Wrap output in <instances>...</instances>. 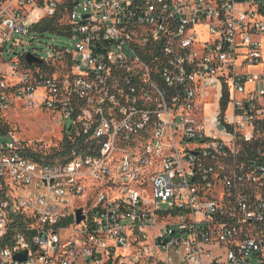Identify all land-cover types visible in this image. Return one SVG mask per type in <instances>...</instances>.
Returning a JSON list of instances; mask_svg holds the SVG:
<instances>
[{
  "label": "built area",
  "instance_id": "2783aa9c",
  "mask_svg": "<svg viewBox=\"0 0 264 264\" xmlns=\"http://www.w3.org/2000/svg\"><path fill=\"white\" fill-rule=\"evenodd\" d=\"M54 22L71 49L2 57ZM263 42L264 0H0V111L71 146L0 133V264H264Z\"/></svg>",
  "mask_w": 264,
  "mask_h": 264
},
{
  "label": "rangeland",
  "instance_id": "374dc122",
  "mask_svg": "<svg viewBox=\"0 0 264 264\" xmlns=\"http://www.w3.org/2000/svg\"><path fill=\"white\" fill-rule=\"evenodd\" d=\"M22 44L7 49L11 51L9 55L4 51L2 57H14V53H21L30 50L42 57L54 52V48L72 47L74 39L51 31L44 33L32 32L29 36L21 38ZM264 49V42H263ZM10 63L0 64V74L4 75V80L11 82L14 77L10 75ZM0 120L6 125L7 134L13 135L20 141L30 143L37 151L45 155L55 154L62 149V139L65 136V127L68 122L58 120L57 115L41 109L28 108L20 99H13L12 102L0 111ZM9 137L0 138V145L8 141Z\"/></svg>",
  "mask_w": 264,
  "mask_h": 264
},
{
  "label": "trees",
  "instance_id": "16d2710c",
  "mask_svg": "<svg viewBox=\"0 0 264 264\" xmlns=\"http://www.w3.org/2000/svg\"><path fill=\"white\" fill-rule=\"evenodd\" d=\"M55 23L56 22H54L48 26H45L44 28L48 31L56 32V31H58L59 27ZM0 133L1 134L7 133L6 125L4 123H2L1 120H0ZM61 144H62V149L60 151H57L55 154H52V155L51 154L50 155H44L41 151H31V150H26L25 155L36 160V161H41V159L44 158L45 162H49L50 160H53L57 156H61V155H64V154H67L70 152L71 146L68 145L64 139L62 140Z\"/></svg>",
  "mask_w": 264,
  "mask_h": 264
},
{
  "label": "water",
  "instance_id": "95a60500",
  "mask_svg": "<svg viewBox=\"0 0 264 264\" xmlns=\"http://www.w3.org/2000/svg\"><path fill=\"white\" fill-rule=\"evenodd\" d=\"M26 60L29 64H31L32 62H36V63H40L41 60L39 58H36L34 56H32L31 54H27L26 55ZM82 210L81 209H77L76 210V222L79 223L82 219H83V215L81 214ZM26 256V252L23 253H18L15 255L16 258L19 259H24Z\"/></svg>",
  "mask_w": 264,
  "mask_h": 264
}]
</instances>
